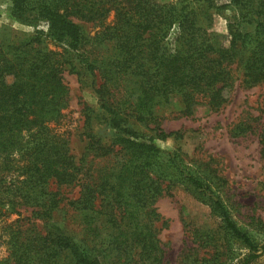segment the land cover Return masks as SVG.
Listing matches in <instances>:
<instances>
[{"label":"trees","instance_id":"1","mask_svg":"<svg viewBox=\"0 0 264 264\" xmlns=\"http://www.w3.org/2000/svg\"><path fill=\"white\" fill-rule=\"evenodd\" d=\"M12 2L17 17L31 14L47 21L48 30L0 41V219L21 205L32 208L34 219L0 235V264H163L155 203L177 183L209 198L227 232L248 248L236 264L264 255V245L216 195L211 172L155 141L183 135L165 131L157 112L173 96H181L190 115L195 105L217 110L228 102L235 68L245 86L264 83V0H231L240 15L224 36L209 30V7L185 0ZM111 11L114 20L104 25ZM76 18L102 28L88 36ZM47 38L62 50L49 48ZM77 64L91 74L100 104L82 109L80 157L65 120L64 73L81 75ZM98 124L113 128V136ZM63 186L78 187L77 196L65 197ZM63 201L80 235L56 218Z\"/></svg>","mask_w":264,"mask_h":264},{"label":"rangeland","instance_id":"2","mask_svg":"<svg viewBox=\"0 0 264 264\" xmlns=\"http://www.w3.org/2000/svg\"><path fill=\"white\" fill-rule=\"evenodd\" d=\"M185 1L194 7L201 5L204 10L209 7L212 15L209 30L221 36L228 33L230 21L239 19L240 11L231 0H213L212 7L208 3L210 0ZM113 20L114 11H111L103 24H110ZM76 21L83 25L88 36L95 35L102 28L99 21L87 22L77 18ZM37 30L46 32L48 22L31 14L19 18L14 14L12 0H0V41L14 35H33ZM88 40L91 42L92 38ZM45 43L51 49L62 50L60 44L50 38ZM78 68L81 75L66 71L64 78L70 95L65 110L70 147L80 157L85 150V142L78 134L83 125L82 109L88 104L98 110L100 104L91 74L83 65ZM233 72L235 80L230 99L217 110L202 103L195 105L190 115L184 114L180 95L159 105L157 112L161 127L167 132L180 131L183 135L178 139L156 138L155 141L166 152L178 149L189 166L195 164L202 172L210 171L212 188L229 209L233 220L264 245V143L260 141V134L264 131V83L247 87L242 82V71L235 68ZM98 125L103 126L99 129L103 135L113 136V128ZM238 127L244 130L240 132ZM135 128L141 130L143 127L137 124ZM61 191L65 197L71 198L77 196L78 187L63 186ZM65 203L62 202V210L56 218L64 221L68 230L80 235V228L72 221V211L65 207ZM155 206L160 218L154 220L153 227L163 249V264H192L194 261V264H201L203 259L212 261L206 264H236L249 252L239 238L224 228L219 211L209 198L193 193L181 183L172 185V192L160 196ZM33 221L32 208L21 205L18 212L0 219V235L6 234L9 225L26 229ZM35 223L42 224L38 219ZM251 264H264V255Z\"/></svg>","mask_w":264,"mask_h":264}]
</instances>
